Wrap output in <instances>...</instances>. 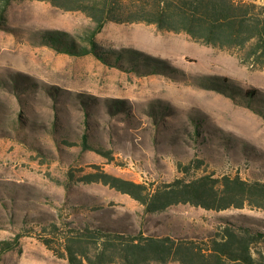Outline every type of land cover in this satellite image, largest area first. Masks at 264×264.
Segmentation results:
<instances>
[{"label": "rangeland", "instance_id": "rangeland-1", "mask_svg": "<svg viewBox=\"0 0 264 264\" xmlns=\"http://www.w3.org/2000/svg\"><path fill=\"white\" fill-rule=\"evenodd\" d=\"M93 27L84 13L25 0L10 6L0 29V241L28 233L0 264H69L38 235L61 219L197 241L227 222L264 231L261 209L179 204L146 214L129 195L85 181L100 172L150 189L203 175L264 181V115L242 95L234 99L195 81L228 78L264 96L263 69L243 63L236 51L145 23L105 25L97 42L111 52L110 63L57 53L37 40L45 31L80 37ZM114 52L123 53L121 61ZM140 54L179 73L150 75ZM135 64L139 69L131 70ZM107 100L125 107L111 112ZM85 134L95 149L83 146Z\"/></svg>", "mask_w": 264, "mask_h": 264}, {"label": "trees", "instance_id": "trees-1", "mask_svg": "<svg viewBox=\"0 0 264 264\" xmlns=\"http://www.w3.org/2000/svg\"><path fill=\"white\" fill-rule=\"evenodd\" d=\"M17 1L0 0V29L7 25V12ZM65 11L81 12L94 27L84 36L75 37L63 31H45L38 42L57 53L74 57L94 55L110 63V51L103 50L97 36L108 23H145L160 30L185 33L195 41L216 48L236 51L243 63L264 70V4L258 0H38ZM115 54V63L123 53ZM139 54V53H138ZM140 64L148 74L179 73L166 62L140 54ZM139 69L137 64L130 69ZM199 87L236 98L242 95L247 106L264 115V96L258 90L244 92L228 78L203 76L195 78ZM125 101L107 100L109 110L122 111ZM83 146L95 149L83 135ZM100 153L103 151L97 150ZM190 166L181 165L185 173ZM87 183L101 182L129 195L146 214H156L179 204H190L206 210L224 211L246 206L264 211V181H247L240 176L214 178L203 175L193 179L177 178L152 189L100 172L85 176ZM43 244L69 264H264V231L253 226L227 222L206 240L181 239L172 236L147 235L144 231L122 232L85 220L77 224L65 219L51 221L40 228ZM18 234L0 241L1 257L20 247Z\"/></svg>", "mask_w": 264, "mask_h": 264}]
</instances>
